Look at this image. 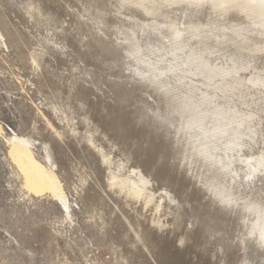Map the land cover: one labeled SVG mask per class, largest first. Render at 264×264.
<instances>
[{
	"label": "rangeland",
	"instance_id": "obj_1",
	"mask_svg": "<svg viewBox=\"0 0 264 264\" xmlns=\"http://www.w3.org/2000/svg\"><path fill=\"white\" fill-rule=\"evenodd\" d=\"M31 1L49 13L41 19L48 25L26 16ZM142 23L115 0H0V264L243 259L235 246L240 213L219 208L201 176L205 167L185 165L163 129L139 120L146 108L166 104L147 87L153 83L121 72L142 61ZM240 109L238 115H249L247 107ZM91 135L113 153L115 164H124V174L136 176L139 169L140 187L168 200L163 230L149 222L151 212L138 215L133 202L128 208L104 188L107 171L87 140ZM15 137L31 141L32 157L56 175L70 215L50 186H29L12 154Z\"/></svg>",
	"mask_w": 264,
	"mask_h": 264
},
{
	"label": "bare ground",
	"instance_id": "obj_2",
	"mask_svg": "<svg viewBox=\"0 0 264 264\" xmlns=\"http://www.w3.org/2000/svg\"><path fill=\"white\" fill-rule=\"evenodd\" d=\"M115 3L141 18L147 40L141 42L142 61L123 66L121 72L124 76L136 75L144 84L153 83L147 87L166 102L164 108H146L139 120L163 129L184 153L185 165L205 167L206 174L201 176L208 182L202 180L206 189L219 198L215 199L222 203L219 208L240 213L235 242L243 252L239 264H264V0ZM26 16L43 26L48 22L41 19L51 18L34 1ZM243 106L248 108L249 115L243 111L245 116L238 115L237 110ZM87 140L107 171L104 188L124 199L127 207L133 202L138 215L151 212L149 222L163 230L167 225L163 219L170 215L168 200L154 199L149 190L140 187L136 176L142 177L143 172L139 169L136 176L124 174V164H115L113 153L101 147L94 135ZM15 141L18 143L12 154L29 186L35 190L50 186L70 215L68 198L56 175L29 152L32 142L16 137ZM49 161L53 168L50 153ZM209 177L216 180L215 184H211Z\"/></svg>",
	"mask_w": 264,
	"mask_h": 264
}]
</instances>
